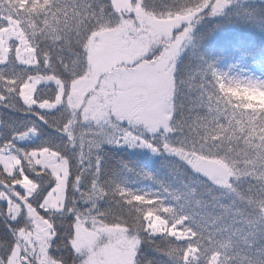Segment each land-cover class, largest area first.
Returning <instances> with one entry per match:
<instances>
[{
    "label": "snow or ice",
    "instance_id": "6c2138e0",
    "mask_svg": "<svg viewBox=\"0 0 264 264\" xmlns=\"http://www.w3.org/2000/svg\"><path fill=\"white\" fill-rule=\"evenodd\" d=\"M225 3L0 0V108L80 155L74 173L67 151L19 143L36 126L0 119V264H264V79L179 55ZM104 142L162 149L201 185L166 198L108 189L92 163Z\"/></svg>",
    "mask_w": 264,
    "mask_h": 264
},
{
    "label": "trees",
    "instance_id": "16d2710c",
    "mask_svg": "<svg viewBox=\"0 0 264 264\" xmlns=\"http://www.w3.org/2000/svg\"><path fill=\"white\" fill-rule=\"evenodd\" d=\"M241 59L253 62L264 70V1H235L217 15L203 16L193 32L191 43L180 56V60L192 70L205 71L211 66L218 73L226 69L230 60ZM60 116V112H55L54 116L48 115V119L51 121ZM0 119L14 121L20 130L25 124L36 126L35 139L21 144L51 145L67 151L73 172H79L78 150L66 149L64 139L52 126L38 121L34 115L11 114L3 108H0ZM96 158L99 159V180L108 189L118 185L166 198L165 190L179 194L193 184L197 187L201 185L199 180L193 181L196 174L189 166L173 155L161 153L152 159L140 151L118 149L114 142H104L93 152V165ZM83 182L87 183V178ZM200 190L203 191V188ZM213 191L219 195L218 190ZM100 206L113 208L115 201L105 199L100 201ZM142 247L145 258L156 256L148 245ZM160 259L156 257L154 264Z\"/></svg>",
    "mask_w": 264,
    "mask_h": 264
},
{
    "label": "rangeland",
    "instance_id": "374dc122",
    "mask_svg": "<svg viewBox=\"0 0 264 264\" xmlns=\"http://www.w3.org/2000/svg\"><path fill=\"white\" fill-rule=\"evenodd\" d=\"M235 1H264V0H227V3H225V6L221 10H219L218 12H216L214 14L210 13V12L203 14L202 16H200L197 20H195L193 22L189 36H188L187 40L185 41L184 47L181 50L179 55L181 56L182 53L185 51V49L191 43L193 32L195 31L196 27L201 23V19L203 16H205V15H207V16L217 15V14L223 12L227 7L230 6L231 3L235 2ZM138 47H139L138 44L133 43L131 45V47L127 48L125 51L127 52V54L130 57H134L137 54V48ZM232 61H234V62H232ZM222 73H225L231 77H236V78H241V79L246 78V77H251V78H255V79H264V70L259 68V66H257L255 63L244 60V59H241L239 61L230 60L229 65L226 66V69ZM35 137H36V135L29 136L24 141H20L19 143L31 142L35 139ZM149 142L153 143L154 146H158L160 143L159 140H154L152 138H149ZM114 146L118 149H127L129 151H140L142 153L147 154L152 159L158 157L161 153L170 155L169 153L163 151L162 149L158 150V151H153L152 149L147 148V147L128 145V144L117 145L116 143H114Z\"/></svg>",
    "mask_w": 264,
    "mask_h": 264
}]
</instances>
